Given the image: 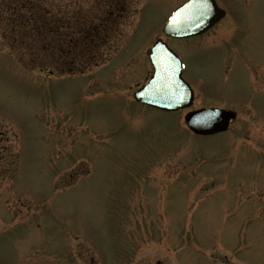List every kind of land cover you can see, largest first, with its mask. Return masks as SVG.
Segmentation results:
<instances>
[{
	"label": "rangeland",
	"instance_id": "obj_1",
	"mask_svg": "<svg viewBox=\"0 0 264 264\" xmlns=\"http://www.w3.org/2000/svg\"><path fill=\"white\" fill-rule=\"evenodd\" d=\"M25 1L74 27L105 7ZM184 1L130 0L105 62L74 75L12 57L1 41L28 13L0 0V264H264V0H215L214 29L164 39L197 92L188 110H234L226 132L126 99Z\"/></svg>",
	"mask_w": 264,
	"mask_h": 264
},
{
	"label": "trees",
	"instance_id": "obj_2",
	"mask_svg": "<svg viewBox=\"0 0 264 264\" xmlns=\"http://www.w3.org/2000/svg\"><path fill=\"white\" fill-rule=\"evenodd\" d=\"M21 4L28 13L22 23L24 28L14 31L17 25H11L9 36L2 39V43L26 70L37 67L38 53L55 72L67 74H81L106 59L104 53L120 23L116 17L125 10L124 6L115 3L104 4L100 14L80 20L84 24L74 27L71 22L53 18L49 12L46 14L40 4L26 1ZM39 70H42L41 66ZM52 73V70L48 71V74Z\"/></svg>",
	"mask_w": 264,
	"mask_h": 264
},
{
	"label": "water",
	"instance_id": "obj_3",
	"mask_svg": "<svg viewBox=\"0 0 264 264\" xmlns=\"http://www.w3.org/2000/svg\"><path fill=\"white\" fill-rule=\"evenodd\" d=\"M223 15L224 12L216 7L213 0H188L172 13L162 32L175 38L197 36ZM159 57H163L161 62L158 61ZM150 60L156 69L155 75L134 94V98L165 111L188 107L192 93L180 77V64L176 56L163 42L157 40L151 49ZM234 118L233 112L216 109L200 110L184 116L187 127L198 135L225 131L228 122Z\"/></svg>",
	"mask_w": 264,
	"mask_h": 264
},
{
	"label": "flooded vegetation",
	"instance_id": "obj_4",
	"mask_svg": "<svg viewBox=\"0 0 264 264\" xmlns=\"http://www.w3.org/2000/svg\"><path fill=\"white\" fill-rule=\"evenodd\" d=\"M113 1H114V3H115V2H116V3H121L120 0H113ZM128 1H129V0H122L123 3L128 2Z\"/></svg>",
	"mask_w": 264,
	"mask_h": 264
}]
</instances>
